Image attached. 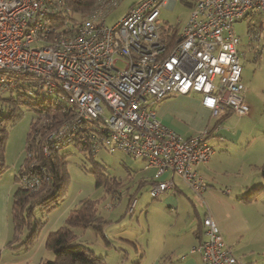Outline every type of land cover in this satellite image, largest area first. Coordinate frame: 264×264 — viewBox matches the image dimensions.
I'll use <instances>...</instances> for the list:
<instances>
[{
  "label": "built area",
  "instance_id": "2783aa9c",
  "mask_svg": "<svg viewBox=\"0 0 264 264\" xmlns=\"http://www.w3.org/2000/svg\"><path fill=\"white\" fill-rule=\"evenodd\" d=\"M168 1L138 0L108 24L120 0H97L77 23L60 24L57 17L69 12L63 0H0V89L30 82L74 107V116L47 136L42 152L51 142L65 145L80 134L93 155L105 149L142 159L145 168H154L148 190L153 198L174 186L172 177L162 179L166 172L202 192L206 183L197 166L213 152L208 130L184 137L156 117L153 105L170 94L196 93L214 117L246 114L233 23L254 14L264 21V0H195L169 41L160 19ZM40 182L39 176L27 177L23 186L35 190ZM202 223L205 238L191 252L204 264H246L211 216Z\"/></svg>",
  "mask_w": 264,
  "mask_h": 264
},
{
  "label": "rangeland",
  "instance_id": "374dc122",
  "mask_svg": "<svg viewBox=\"0 0 264 264\" xmlns=\"http://www.w3.org/2000/svg\"><path fill=\"white\" fill-rule=\"evenodd\" d=\"M136 1L138 0H120L106 17V23H115ZM189 12L190 7L184 0H173L170 5L161 6L160 19L165 27L171 25L179 28L187 21ZM248 26L253 28L256 36L251 33L249 35ZM233 31L240 38L238 53L242 67L241 80L245 85L243 98L250 108L244 115L232 112L221 121V126L228 130L226 136L233 140V144L226 143L227 152L223 155L228 167L222 171L220 178L223 181H230L235 187H244L241 201L238 200V205L234 207L240 223L232 243L234 254L244 263L264 264V177L261 174L264 163V21L259 14L249 15L234 22ZM3 95L8 96V91H4ZM34 116L35 112L31 108L22 106L20 116L15 123H4L7 130L4 148L5 169L0 174V188L4 189V204L7 202L9 210H11V195L17 186L15 172L25 158L27 135ZM212 138L210 136L207 141ZM61 151L68 153L66 160L70 182L64 201L57 207L47 213L39 209L35 210L33 224L39 218L44 220L39 237L49 226L51 229L55 227L51 225L55 223L63 207L70 205L75 207L79 199L89 197L97 201L101 215L108 224L111 223L104 235L111 234L110 230L114 229L112 234L115 237L121 236L118 230L122 226L120 229L122 232L136 236L131 238V241H120L123 242L120 244V242L114 243L117 239L111 236L106 237V240L102 234L92 228L76 229L77 240L91 248L97 256L102 257L98 264H152L148 256L151 255L150 250L155 244L146 243L143 230H146L149 222L160 223L159 213L162 207L159 202L162 201L159 198L153 199L149 195V182L148 185L143 183L139 186L140 180H133L139 176L137 172L139 169L141 172L142 167L131 165L132 159L120 151L110 153L100 149L95 153L94 160L102 163L110 174L115 175L123 183L119 188L121 193L118 190L111 196L102 186L95 185L94 175L90 172L93 167L92 162L84 159L80 149L73 144H67L61 148ZM165 178L167 175L162 176V179ZM175 179L180 181L177 176ZM134 197L137 199V204L134 214L130 216L126 210ZM231 198L234 201L236 199L232 196ZM192 206L186 197L181 199L178 210L181 219H190L192 214L194 216ZM199 211L202 214L204 210L200 208ZM123 213L125 216L121 218ZM173 216L174 212L169 217L173 219ZM59 221L63 224V218ZM130 223L135 226V232ZM165 227L166 225L163 228ZM26 233L25 229L23 236ZM4 252H11V249H5ZM43 256L52 258L53 253L45 249Z\"/></svg>",
  "mask_w": 264,
  "mask_h": 264
},
{
  "label": "trees",
  "instance_id": "16d2710c",
  "mask_svg": "<svg viewBox=\"0 0 264 264\" xmlns=\"http://www.w3.org/2000/svg\"><path fill=\"white\" fill-rule=\"evenodd\" d=\"M95 1L63 0L69 12L67 15H59L57 23L61 24L63 19L70 20V24L77 23L88 13ZM170 26L165 27L162 24L163 37L172 41L177 37L178 28ZM248 29L253 28L248 26ZM4 91H8L9 95L4 96ZM22 106L31 108L35 116L30 122L25 158L15 174L17 186L11 196L10 210L12 235L4 246L16 253L31 249L37 240L44 220L39 218L33 224L35 210L39 209L47 213L64 201L70 176L66 160L68 153L61 151L63 146L73 144L82 151L84 159L92 162L93 167L90 172L94 175L95 185L102 186L107 194L113 196L123 185L122 181L110 174L102 163L94 160L90 142L83 141V136H79L80 134L75 140L66 142L65 145L54 146L51 142L48 153L42 152L41 148L47 136L59 130L64 122L74 116V107L64 99L46 95L42 90L32 87L30 82H24L12 89H0V174L5 169L4 148L7 135L5 124L15 123L20 116ZM261 174L264 177V163L261 167ZM45 175L48 176L47 179H44ZM33 176L41 177L39 187L35 190L24 187L23 180ZM105 223L106 219L101 215L96 200L89 197L80 199L78 205L69 210L63 224L48 233L45 248L53 253V257H42L39 264L100 263L102 257L97 256L87 245L79 242L75 230L92 228L106 239L102 232ZM25 229L27 233L23 236ZM1 255L2 249L0 248V261Z\"/></svg>",
  "mask_w": 264,
  "mask_h": 264
},
{
  "label": "crops",
  "instance_id": "0c3cea01",
  "mask_svg": "<svg viewBox=\"0 0 264 264\" xmlns=\"http://www.w3.org/2000/svg\"><path fill=\"white\" fill-rule=\"evenodd\" d=\"M184 1L191 8L195 0ZM171 3H173V0L168 1L165 5H170ZM153 107L156 112V117L163 124L177 131L184 137L197 134L205 129L208 130L209 134L207 139L210 136L213 138L207 141V143L212 147L213 152L208 161L197 166L198 173L203 177L206 183V187L200 193L193 191L178 175L172 174L171 172H166L164 174L167 175V178L172 177L174 186L165 190L156 198L152 197L153 199L159 198L160 201H162L159 202L162 209L161 213H159L160 223L152 224V222H149L146 230H143L146 236V239L144 238L146 243L148 245L151 243L155 244V246L150 250L151 255L148 257L150 258L152 264H204L199 253L191 252L190 248L205 238V227L202 224V220L206 215L211 216L218 224L226 244L230 247L234 254L232 243L235 233L237 232V228L240 227V223H238V215L234 207L238 205V200L241 201L244 187L236 186V188L230 181H223L220 178L222 171H225L226 167H228L227 164H225L226 162L223 155V153L227 152L225 151V148L227 150L226 143L230 142L233 144V140L226 136L228 130L221 126V121L227 118L232 112L228 111L223 116H212L210 110L203 106L200 96L196 93L170 94L167 97L155 102ZM131 165L142 167V171L140 172L139 169L137 172L139 176L133 180L136 181V179H139V184L142 183V181H144L143 183L146 185H148V182L150 184L154 168H145L142 159H132ZM175 176L178 177L181 184L180 181L175 179ZM238 190H240L239 193ZM4 195V189L0 188V248L2 249L0 264H39L41 258L44 257L43 254H45V240L48 233L57 229L61 225L59 220L63 218L64 222L67 213L74 207H71V205L69 207H63L59 216H57L55 223L51 225L55 227L51 229L49 226L48 229L41 234V237H39V234L37 237L38 239L35 241L31 249L25 252L21 251L16 253L11 251L6 253L4 250L8 248H5L4 246L11 238L12 225L10 210L7 202L4 204ZM231 196L236 198L235 201L231 198ZM183 197H186L194 208V216L191 213L192 217L190 219L188 218L189 220L181 219V214L178 211L180 201ZM136 204L137 199L133 210L129 211L127 209L126 213H129L130 216L133 215ZM200 208H203L204 210L202 214L199 211ZM173 212L174 216L173 219H171L169 216H171ZM124 213L121 215V218L125 216ZM110 224L111 223L108 224L107 222L104 224L102 228L103 233L107 232ZM123 224L124 223H122V225ZM165 225L166 227L163 228ZM130 226L135 232V226L131 223ZM121 227L118 230L121 236L115 237L112 234L114 229L110 230L111 234H106L105 236L107 238L111 236L117 239L114 243H119L120 241H131V238L136 237L122 232L120 230ZM153 235H155V237ZM143 241L141 240L142 243ZM121 243L123 242H120V244Z\"/></svg>",
  "mask_w": 264,
  "mask_h": 264
}]
</instances>
